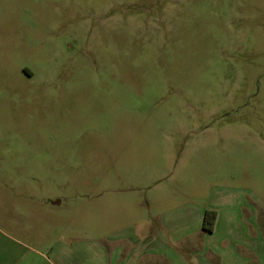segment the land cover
Wrapping results in <instances>:
<instances>
[{"label": "rangeland", "instance_id": "1", "mask_svg": "<svg viewBox=\"0 0 264 264\" xmlns=\"http://www.w3.org/2000/svg\"><path fill=\"white\" fill-rule=\"evenodd\" d=\"M228 196L232 232L159 237L161 213ZM263 247L264 0H0V264Z\"/></svg>", "mask_w": 264, "mask_h": 264}, {"label": "crops", "instance_id": "2", "mask_svg": "<svg viewBox=\"0 0 264 264\" xmlns=\"http://www.w3.org/2000/svg\"><path fill=\"white\" fill-rule=\"evenodd\" d=\"M210 207L212 209H215L217 211V218H216V222H215V227L214 230L212 232H207L203 229V219H204V213L206 208H197V210H187L186 208H177V209H171V210H167L166 212L161 213L162 217H160L159 222L158 220H156V223H159V230H162L159 237H166L167 235H171V234H182L183 232H185L188 228L189 230V223L193 224L192 228H191V232L196 233V229L194 228H198V230L200 229V231L208 233V234H213L216 231H218L219 229H221L220 227L223 226L224 227V231L225 232H232L231 231V218L233 216L232 212H231V199L228 197L226 198H220V201H218V203H214L212 205H210ZM191 212V213H190ZM154 217H157L156 215H153ZM148 223H146L147 225ZM230 225V227H229ZM195 226V227H194ZM155 227V226H154ZM145 230H147L149 232V230L151 229L148 225L145 226L144 228ZM152 232V231H150ZM149 241H147V243H143V246H147L149 249V252H153L156 254H162V253H166L168 255V253L166 252V248H170V245L167 241H162L161 239H153L152 240V236L149 237ZM240 239H235V237L232 236L231 234V240L228 241L227 243H223L222 244V248H228L229 250H233L234 248L237 247H243L245 249H247L248 251H254L256 254H259L261 256V253L258 252V248H261V243H250L248 241H238ZM200 243V242H199ZM202 243H206V244H202ZM201 245H204L205 247H207L208 249L212 248L211 244H209V241L206 240L205 241H201L200 243ZM264 248V247H263ZM218 249V250H217ZM227 249V250H228ZM258 249V250H257ZM229 252H225V254L222 255L221 264H234V259L228 258L229 260H227V254ZM215 254L217 255V257H220V252H219V248H216V252ZM211 258L212 257H208L205 259V262L207 264L211 263ZM260 262L262 263V258L259 259ZM244 262L245 260H241V262ZM172 263L176 262V261H171ZM240 262V261H238ZM264 263V260H263ZM178 264V263H176ZM244 264V263H243Z\"/></svg>", "mask_w": 264, "mask_h": 264}, {"label": "trees", "instance_id": "3", "mask_svg": "<svg viewBox=\"0 0 264 264\" xmlns=\"http://www.w3.org/2000/svg\"><path fill=\"white\" fill-rule=\"evenodd\" d=\"M217 218V211L212 208L205 210L203 219V229L207 232H212L215 227V222Z\"/></svg>", "mask_w": 264, "mask_h": 264}]
</instances>
